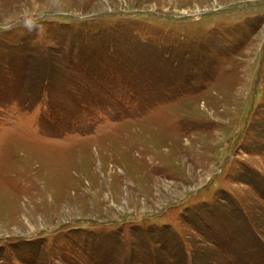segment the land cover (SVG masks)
Masks as SVG:
<instances>
[{"label":"rangeland","instance_id":"obj_1","mask_svg":"<svg viewBox=\"0 0 264 264\" xmlns=\"http://www.w3.org/2000/svg\"><path fill=\"white\" fill-rule=\"evenodd\" d=\"M0 264H264V0H0Z\"/></svg>","mask_w":264,"mask_h":264}]
</instances>
